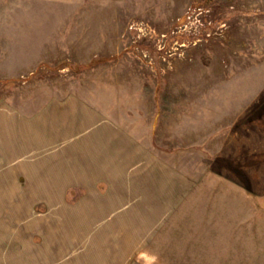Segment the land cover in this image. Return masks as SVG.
<instances>
[{"label":"rangeland","instance_id":"1","mask_svg":"<svg viewBox=\"0 0 264 264\" xmlns=\"http://www.w3.org/2000/svg\"><path fill=\"white\" fill-rule=\"evenodd\" d=\"M69 97L144 138L169 204L133 209L153 223L124 226L128 264H264V0H0V109ZM1 169L0 264H118L112 226L74 221L89 186L49 201Z\"/></svg>","mask_w":264,"mask_h":264},{"label":"crops","instance_id":"2","mask_svg":"<svg viewBox=\"0 0 264 264\" xmlns=\"http://www.w3.org/2000/svg\"><path fill=\"white\" fill-rule=\"evenodd\" d=\"M0 128V168L5 170L1 172L2 177L14 176L16 172L17 176L30 178V192L47 194L45 198L49 201L57 193L67 192L66 187L89 186V193H97L91 201L98 200L96 204L89 203L83 207V215L74 221L110 225L111 232L99 234L100 240L115 241L119 236L125 241V248L117 249L119 245H111L116 249H102L97 255L118 257V264H128L130 257L142 255L137 248L133 250L132 245L128 247L127 241L132 240L125 237L124 226L130 229V225L153 221L150 216L143 217L142 211L136 216L137 212L133 209H167L169 204L163 205L166 197H154L144 178L149 176L147 167L136 164L146 153L144 138L139 133L103 109L75 97L32 112L1 108ZM100 178L107 184L95 191L92 186ZM86 198L84 202H89V197ZM154 199L160 201L154 204ZM62 205L67 207V203ZM133 230H139L141 234L143 231L136 226ZM136 238L134 241H137ZM142 239L145 242V238ZM150 246L143 255L148 259L146 264H152L154 256L152 244Z\"/></svg>","mask_w":264,"mask_h":264},{"label":"bare ground","instance_id":"3","mask_svg":"<svg viewBox=\"0 0 264 264\" xmlns=\"http://www.w3.org/2000/svg\"><path fill=\"white\" fill-rule=\"evenodd\" d=\"M8 193V192H7ZM15 193V192H14ZM7 195V194H6ZM17 196V195H16ZM20 211V210H19ZM21 213H19L18 215H20ZM22 217V216H21ZM27 222H29V221H27Z\"/></svg>","mask_w":264,"mask_h":264}]
</instances>
